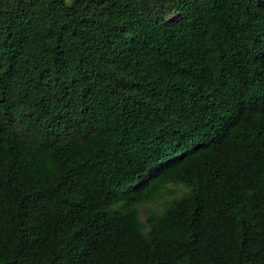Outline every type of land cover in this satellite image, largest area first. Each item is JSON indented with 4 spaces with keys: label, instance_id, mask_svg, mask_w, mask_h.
<instances>
[{
    "label": "trees",
    "instance_id": "trees-1",
    "mask_svg": "<svg viewBox=\"0 0 264 264\" xmlns=\"http://www.w3.org/2000/svg\"><path fill=\"white\" fill-rule=\"evenodd\" d=\"M0 264H264V0H0Z\"/></svg>",
    "mask_w": 264,
    "mask_h": 264
},
{
    "label": "rangeland",
    "instance_id": "rangeland-1",
    "mask_svg": "<svg viewBox=\"0 0 264 264\" xmlns=\"http://www.w3.org/2000/svg\"><path fill=\"white\" fill-rule=\"evenodd\" d=\"M182 191L183 190L180 189L179 193H181ZM161 208H162L161 205L158 203H153L148 207L141 208L143 220H146V218L148 217L149 211L160 212Z\"/></svg>",
    "mask_w": 264,
    "mask_h": 264
}]
</instances>
